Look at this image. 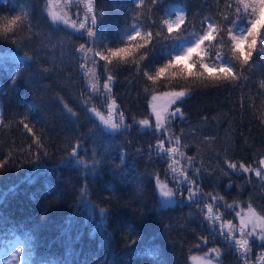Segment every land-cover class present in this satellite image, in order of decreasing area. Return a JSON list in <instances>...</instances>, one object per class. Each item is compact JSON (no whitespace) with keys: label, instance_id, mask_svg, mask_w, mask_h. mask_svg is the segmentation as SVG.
I'll return each mask as SVG.
<instances>
[{"label":"trees","instance_id":"1","mask_svg":"<svg viewBox=\"0 0 264 264\" xmlns=\"http://www.w3.org/2000/svg\"><path fill=\"white\" fill-rule=\"evenodd\" d=\"M65 1L56 10L78 23L76 13L80 19L84 13L65 8ZM228 2L157 0L153 5L145 0L147 9H136L133 0H95L96 12L102 13L97 28L105 44L122 47L128 43L133 16L151 17L148 23L156 25L151 30L160 31L161 36L141 63L154 69L167 62L169 50L179 54L181 44L192 38L173 37L193 31L203 35L199 29L206 17L226 27L222 17L228 14ZM230 2L234 7L236 0ZM176 6L185 10V24L168 33L166 26L159 27L160 20L168 19ZM21 8L29 15L17 27L15 43L0 37V161H7L0 168V251L17 241L19 250H29L22 251L21 264H190L193 255L215 248L220 252L219 264H242L221 236L210 235L195 204L185 200L165 207L155 180L148 175L159 171L161 180L175 191V182L164 179L168 163L154 152L149 160L148 146L156 145V136L137 123L151 121L149 101L155 94L145 93V78L132 66L144 50L126 64L113 61L110 66L116 76L112 98L129 127L120 132L106 129L86 110L95 106L106 113L98 98L84 104L93 85L103 88L106 62L97 57L99 65H95L82 58L85 54L76 49L86 43L85 38L62 24L53 25L47 0H5L0 3V17L20 14ZM145 31L141 28L142 34ZM212 46L221 54L230 48L219 43V36L206 41L203 61L209 67L216 63ZM86 55L90 58L92 53ZM198 59L194 53L189 63ZM249 64L250 68L240 69L247 79L202 84L194 77H162L165 83L159 91L193 88L178 105L185 119L177 117L169 131L187 145L181 151L194 157L197 166L203 162L211 173L200 177L203 191L218 192L228 203L236 200L242 206L250 201L264 215V183L251 173L225 176L221 171L226 169V158L255 166L264 156V54L254 51ZM199 70L197 64L193 71ZM24 124L33 131L28 132ZM78 141L81 164L69 159ZM93 159L100 161L95 170L90 169ZM175 159L179 173L185 161L179 155ZM100 209L106 213L101 215ZM200 237L208 238L207 245ZM258 245L259 241L252 245L249 264H261L258 258L264 248ZM148 252L155 254L145 255Z\"/></svg>","mask_w":264,"mask_h":264},{"label":"snow or ice","instance_id":"2","mask_svg":"<svg viewBox=\"0 0 264 264\" xmlns=\"http://www.w3.org/2000/svg\"><path fill=\"white\" fill-rule=\"evenodd\" d=\"M4 2L5 0H0V3ZM60 2L61 0H47V14L51 23L53 25L63 24L65 28H71L75 33H79L82 38H85L86 43L80 44L76 51L84 53L85 55L82 58L86 61L90 59L93 64L99 65V61L96 59L98 57L99 60L106 62L102 66L106 74L103 88L101 89L93 85L92 90L88 93L89 99L85 100L84 104L91 103L94 97L98 98L99 107L106 109L107 116L95 106L86 110L93 113L95 117H98L100 123L112 131L120 132L129 127L124 122V112L120 110V106L112 98V84L115 83L116 76L110 70V66L113 65V61L128 63V58L134 57L139 50L143 49L144 54L140 57V60L133 59L132 66L135 67L137 74H142L145 78V93H155L151 95V100L149 101L151 106L150 115L154 116L155 119L152 122L146 118L139 120L137 123L142 128H150L157 139L156 145L149 144L148 146L149 160L151 161L154 152L156 158L168 163V168L164 169V179H171L176 184L175 191L171 188L163 191V197L166 198L163 201V205L167 207L172 202L180 203L185 200L190 204H195L203 221H207L208 223L210 235L215 233L221 236L228 247L238 253V259L242 264H249L252 245L259 241L258 246L264 248V215L257 212L250 201L247 202L246 207H241V202L233 200L232 203H228L218 192L205 193L203 191L200 177L211 175V173L203 167V162L197 166L194 157H187L181 151L187 145H182L180 143V136H175L174 133L169 131L173 120L177 117L182 120L185 119L184 113L178 105L182 104L191 95L193 88H181L180 90L164 92H160L159 88L163 87L165 83L161 79L162 77L180 76L185 79L194 77L200 80L202 84H219L220 82L247 79V77L243 76L240 69H244L246 66L251 67L249 61L254 51L264 54V31H262L264 30V0H236L234 7L229 0L226 3L228 14L222 17V23L227 25L226 27L221 28L216 21L210 17H206L204 22H207V27H203L204 22H202L199 29V31L203 32V35H199L198 32L193 31L189 32L185 37H173V39L192 37L193 43L182 49L177 55H172L169 50L168 54L170 58L167 62L163 66L154 69H150L149 66L141 63V61L147 58L149 49L155 46L154 41L161 36L160 31H156L154 34L151 30L152 27L156 26L155 21L151 25L148 23L151 17L142 20V13L133 16L134 23L128 29L131 32V34L127 35L128 43L122 47H109L104 43L105 37L103 33L97 28V18L98 16H102V13L96 12L95 0H66L64 4L65 8L70 10L75 7L84 13L83 19H80L79 12L76 13L79 24H77V21L69 23L67 13L62 14L56 10ZM148 3L154 5L157 3V0H148ZM133 4L136 9H147L145 0H133ZM12 11H16L15 7L12 8ZM148 11L152 10L148 9ZM28 15L29 13L21 8L20 14L0 17V37L6 40L11 39V42L15 43L16 29L18 26L23 25ZM167 15L169 18H161L159 27L166 26L168 33H173L174 28L180 29L185 24L186 17L183 9L170 12ZM173 15L176 17L174 21L171 20V16ZM141 28L146 29L143 34ZM217 36H219L220 44L229 45L230 48L224 49L223 54H221L220 50L212 46L210 50L216 51V63L214 66L209 67L203 61L205 54L203 45L206 41L215 40ZM138 39L142 40L143 43H137ZM172 46L174 47L175 45L173 44ZM87 52L92 53L90 58L86 55ZM194 53L200 59L189 63L190 60H193ZM232 54H234L235 61L232 59ZM197 64H199L200 70L193 71ZM80 67L83 68V65ZM161 97L164 99L162 105L153 103L161 99ZM68 111L71 112V109H68ZM24 127L28 132L33 131L27 124H24ZM165 141H167V144ZM35 143L39 145V139ZM40 146L42 147V145ZM79 147L81 145L78 141L77 146L72 147L69 153L70 162L82 163V160L78 158ZM137 152L141 154L140 149H137ZM43 154L46 155L47 153ZM177 155L185 161L179 173L176 168V165L179 164V161L175 159ZM120 158L121 163H124L123 154ZM6 162V160L0 161V168H3ZM98 163L100 161L93 159L90 169L95 170ZM254 163L255 166L251 164L245 165L242 161L236 162L226 158L224 160L226 169L222 168L221 171L225 176L231 173H254L264 183V156ZM148 175L155 180L157 186L166 187L164 181L161 180L159 171L149 173ZM227 187L231 188V183ZM84 191L86 189L82 190V195ZM185 192L187 195H185ZM221 208L224 209L223 212L220 211ZM99 211L101 215L106 213L105 209H100ZM230 214H234V217L239 218L238 225L233 224L232 220L223 219L225 215ZM199 239L202 244L207 245V237H200ZM22 251L29 250H12L10 253L12 258L11 264H17V261L24 259L21 254ZM209 253H215L216 257L220 256L219 250L215 248L209 249ZM154 254L148 252L145 255ZM205 255L207 256L208 253H205ZM191 259L196 264H213L212 259H204L197 256H192ZM258 259L261 264H264V254L260 255Z\"/></svg>","mask_w":264,"mask_h":264},{"label":"rangeland","instance_id":"3","mask_svg":"<svg viewBox=\"0 0 264 264\" xmlns=\"http://www.w3.org/2000/svg\"><path fill=\"white\" fill-rule=\"evenodd\" d=\"M66 2V1H65ZM180 9H183L182 7H176L173 11H177V10H180ZM184 10V9H183ZM184 14H185V10H184ZM176 19V17L173 15V20H175ZM69 23H71L70 21H69ZM77 24H79V22L77 23ZM63 25V24H62ZM71 29V28H70ZM191 43H193V38H191V39H189V40H187V41H184L182 44H181V46H180V50H179V53L181 52V50L182 49H184V48H186L187 46H189ZM153 103H156V104H158V105H162L163 103H164V99H163V97H161V99H159L158 101H155V102H153ZM150 110H151V106H150ZM105 116H107V112L106 113H103ZM97 119L99 120V118L97 117ZM154 116H151V121L152 122H154ZM102 124V123H101ZM102 126L104 127V128H106L107 129V127H105L103 124H102ZM176 168L177 169H179V166H177L176 165ZM246 174H248V173H246ZM251 174H253L254 176H255V174L254 173H251ZM169 189V187L166 185V187H164V188H162V187H160V186H157V190H158V193L160 194V196H161V198L163 199V200H165L166 198H164L163 197V191H166V190H168ZM241 207H246V206H242L241 205ZM237 210H239V208H237ZM220 211L221 212H223L224 211V209L223 208H221L220 209ZM230 216H231V219H224V220H232L233 221V224H236V225H238L239 224V218H236V217H234V214H230ZM225 227H227V225H225ZM13 249H16V250H19V246H18V244H17V242L16 241H13L10 245H9V247L8 248H6L5 250H3L2 252H1V258H2V261H3V264H11V256H10V253L12 252V250ZM205 253H208V255L206 256L205 255ZM205 253H203V254H201V255H197V254H195V255H193V256H197V257H203L204 259H212L213 260V264H219V257H216L215 256V253H209V251H207V252H205ZM17 264H21V260H19V261H17ZM190 264H196V262L195 261H193L191 258H190Z\"/></svg>","mask_w":264,"mask_h":264}]
</instances>
